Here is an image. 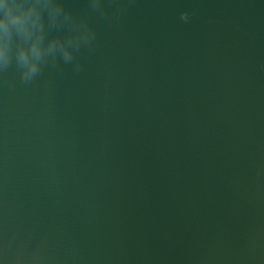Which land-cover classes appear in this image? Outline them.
I'll use <instances>...</instances> for the list:
<instances>
[{
  "label": "water",
  "instance_id": "water-1",
  "mask_svg": "<svg viewBox=\"0 0 264 264\" xmlns=\"http://www.w3.org/2000/svg\"><path fill=\"white\" fill-rule=\"evenodd\" d=\"M54 2L94 39L0 73V264H264V0Z\"/></svg>",
  "mask_w": 264,
  "mask_h": 264
},
{
  "label": "clouds",
  "instance_id": "clouds-1",
  "mask_svg": "<svg viewBox=\"0 0 264 264\" xmlns=\"http://www.w3.org/2000/svg\"><path fill=\"white\" fill-rule=\"evenodd\" d=\"M102 10L101 0H93ZM54 0H0V73L14 68L22 83L32 82L46 64L74 61L79 45L91 44L94 31L84 29L69 38L54 37L45 43L44 14H59ZM182 13L181 19L187 20ZM79 70V62L74 65Z\"/></svg>",
  "mask_w": 264,
  "mask_h": 264
}]
</instances>
